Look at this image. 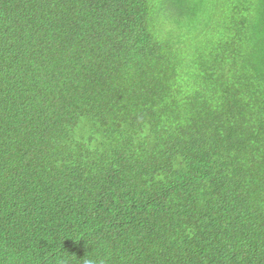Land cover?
<instances>
[{"label":"trees","instance_id":"trees-1","mask_svg":"<svg viewBox=\"0 0 264 264\" xmlns=\"http://www.w3.org/2000/svg\"><path fill=\"white\" fill-rule=\"evenodd\" d=\"M0 264H264V0H0Z\"/></svg>","mask_w":264,"mask_h":264}]
</instances>
